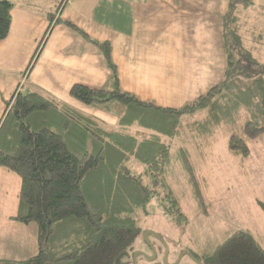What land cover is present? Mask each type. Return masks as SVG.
Segmentation results:
<instances>
[{
  "label": "trees",
  "instance_id": "trees-1",
  "mask_svg": "<svg viewBox=\"0 0 264 264\" xmlns=\"http://www.w3.org/2000/svg\"><path fill=\"white\" fill-rule=\"evenodd\" d=\"M65 1L45 15L50 25L33 59L56 23L80 34L103 55L111 71L110 88L74 84L69 95L95 109L121 108L120 115L113 128L70 105H58L42 91L13 93L0 123V167L21 179L14 220L37 224V252L23 260L0 259V264H133L137 238L145 232H141L139 214L146 212L156 188L165 185L164 166L180 123L197 111H206L202 120L194 122L209 132L222 119L220 105H229L227 111L246 106L252 119L244 125L245 135L253 138L264 132V62L252 55L239 35L242 23L245 29L251 23L246 18L241 22L237 14L239 7L249 8L254 2H229L222 32L226 63L220 82L173 109L123 91L111 43L91 38L71 20L55 18ZM12 7L10 0H0V41L9 33ZM211 121L216 125H209ZM133 127L147 134L135 136ZM228 146L235 155L249 150L236 134L230 135ZM187 157L182 163L192 173ZM129 162L144 164V169L134 172ZM145 180L153 185L144 184ZM166 195L173 198L171 191ZM258 205L264 212V202ZM199 261L264 264V245L249 232L238 230Z\"/></svg>",
  "mask_w": 264,
  "mask_h": 264
},
{
  "label": "crops",
  "instance_id": "crops-1",
  "mask_svg": "<svg viewBox=\"0 0 264 264\" xmlns=\"http://www.w3.org/2000/svg\"><path fill=\"white\" fill-rule=\"evenodd\" d=\"M229 2L66 0L55 18L71 20L89 36L111 43L123 91L157 106L175 109L207 92L222 79L226 63L222 32ZM253 2V8L264 12V0ZM48 12H53V8L38 11L29 3H13L9 34L0 42V123L15 91L37 90L55 99L60 106L70 105L109 127H117L118 117L112 109L110 112L95 109L70 98L69 91L74 84L100 88L104 83L110 88L111 75L100 51L75 31L60 23L52 26L35 65L25 72L49 28L45 17ZM202 114L204 111H197L188 119L199 120ZM132 130L135 136L146 135L139 129ZM210 136L207 137L211 140ZM210 152L212 155L232 153L227 140L217 149L214 145ZM0 183V232L15 233L17 227L11 230L6 226L16 225L14 217L19 210L21 179L0 167ZM34 235L31 243L26 238L18 241L23 248L20 259L36 254ZM2 255L0 251V258Z\"/></svg>",
  "mask_w": 264,
  "mask_h": 264
},
{
  "label": "rangeland",
  "instance_id": "rangeland-1",
  "mask_svg": "<svg viewBox=\"0 0 264 264\" xmlns=\"http://www.w3.org/2000/svg\"><path fill=\"white\" fill-rule=\"evenodd\" d=\"M12 1L16 5L32 4L40 11L46 7L55 10L60 0ZM252 5L249 8L241 6L237 9L236 13L240 15L241 22L246 18L245 20L252 24L245 29L242 23L239 35L245 45L252 49V55L264 62V12L253 8L254 3ZM226 26L229 28L230 22ZM36 56L37 54L29 63L32 67L39 57ZM102 87L108 86L103 83ZM220 106L222 119L217 122V126L211 128L212 131L210 129L205 132V129L189 119L180 123L178 131H175V136L170 142L169 162L164 166L165 185L161 184V187L156 188L155 197L147 204L146 212L139 214L141 232L151 231L156 234L148 235V240L154 244L159 256L154 260L138 256L137 264H166L161 258L162 255L164 257L165 249L168 253V264L176 261L177 264H198L193 257L183 253L189 251L195 254L198 260L203 261L204 256L211 255L238 230L249 232L264 245V212L257 205V200L264 202V132L253 138L245 135L244 125L252 119L246 106H238L233 111L226 110L229 105ZM120 109L112 108L117 117L120 115ZM201 117L199 120L204 116ZM209 125L216 124L211 121ZM141 131L147 134L145 130ZM209 134H212L211 140L207 137ZM232 134L244 140L249 149L248 153L235 155L214 152L212 155L210 151L213 146L215 145V149L222 146ZM180 148L183 149L179 150ZM184 156L187 157L192 173L187 172L183 166ZM128 166L134 172L144 169V164L141 163L129 162ZM194 176L196 179L193 180ZM144 184L150 186L151 180H145ZM168 191H171L174 201H171L173 198L167 197ZM14 223L19 226L8 224L6 227L11 230L17 227L15 233L0 232V251L3 253L0 259L23 260L20 259L23 248L19 246L18 241L26 238L31 243L34 234L37 240L36 223H28V226L19 221ZM141 234V238H137V249L134 251L139 249L151 253L142 238L143 233ZM31 256L33 255L29 257Z\"/></svg>",
  "mask_w": 264,
  "mask_h": 264
},
{
  "label": "water",
  "instance_id": "water-1",
  "mask_svg": "<svg viewBox=\"0 0 264 264\" xmlns=\"http://www.w3.org/2000/svg\"><path fill=\"white\" fill-rule=\"evenodd\" d=\"M148 235H156V234H154V233H152L151 231H145L144 233H143V236H142V238L143 239H145V242L146 243H150L149 242V240H148ZM150 245V244H149ZM139 251H136L134 254H133V264H137V262H136V255H137V253H138ZM139 253H141L144 257H145V259H147V260H154V259H156V257H157V254L155 253V251L153 250V255H151V256H148L146 253H144V252H139ZM183 254H187V255H190L191 257H192V254L190 253V252H188V251H185ZM167 256H168V254H167V249H166V252H165V255H164V257H163V261L166 263V264H168L167 263ZM182 256V255H181ZM198 264H201L200 263V261L198 260V261H196ZM178 263V261H176L174 264H177Z\"/></svg>",
  "mask_w": 264,
  "mask_h": 264
},
{
  "label": "flooded vegetation",
  "instance_id": "flooded-vegetation-1",
  "mask_svg": "<svg viewBox=\"0 0 264 264\" xmlns=\"http://www.w3.org/2000/svg\"><path fill=\"white\" fill-rule=\"evenodd\" d=\"M150 242V241H149ZM146 243V242H145ZM150 244V245H149ZM146 243V246L147 247H149V249H150V251H151V253H147V252H145V251H142V250H137V251H139V252H145V253H147V255L148 256H151V254H153V250L155 251V253L157 254V257L159 256V253L157 252V250H156V247L154 246V244H152L151 242L150 243ZM165 252H166V249L164 250ZM136 252V251H135ZM137 253V255H136V259H137V257L138 256H141V257H144L141 253ZM165 252H164V255H165ZM168 254V253H167ZM156 257V258H157ZM192 257H193V259L195 260V261H198V259H197V257H195L194 255H192ZM145 258V257H144ZM161 258L163 259V255L161 256ZM175 263V262H174ZM173 263V264H174ZM201 263V262H200ZM202 264V263H201Z\"/></svg>",
  "mask_w": 264,
  "mask_h": 264
}]
</instances>
